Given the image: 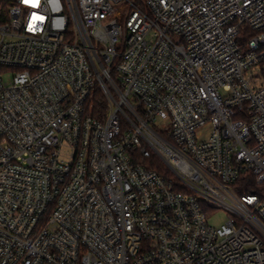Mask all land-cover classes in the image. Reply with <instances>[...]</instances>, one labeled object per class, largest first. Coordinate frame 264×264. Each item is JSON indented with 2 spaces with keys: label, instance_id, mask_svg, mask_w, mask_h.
<instances>
[{
  "label": "built area",
  "instance_id": "built-area-1",
  "mask_svg": "<svg viewBox=\"0 0 264 264\" xmlns=\"http://www.w3.org/2000/svg\"><path fill=\"white\" fill-rule=\"evenodd\" d=\"M248 181L264 0H0V264H264Z\"/></svg>",
  "mask_w": 264,
  "mask_h": 264
},
{
  "label": "trees",
  "instance_id": "trees-1",
  "mask_svg": "<svg viewBox=\"0 0 264 264\" xmlns=\"http://www.w3.org/2000/svg\"><path fill=\"white\" fill-rule=\"evenodd\" d=\"M113 79L116 80L115 74L112 73ZM108 110V99L102 89H99L96 95L93 97V101L91 106L89 107V113L95 117L103 118ZM139 161L143 163L145 166L156 169L158 172L164 174L165 176H172L173 173L170 168L161 160L157 155H152L150 157L141 158L139 157ZM264 186V185H263ZM263 188V187H262ZM258 185L248 181L246 183H242L238 190L240 194L245 193H258L262 195V189Z\"/></svg>",
  "mask_w": 264,
  "mask_h": 264
},
{
  "label": "rangeland",
  "instance_id": "rangeland-1",
  "mask_svg": "<svg viewBox=\"0 0 264 264\" xmlns=\"http://www.w3.org/2000/svg\"><path fill=\"white\" fill-rule=\"evenodd\" d=\"M247 76H249V73H247ZM9 75L5 76V79H7ZM228 217V210L224 208H219L217 211L213 212L211 216L209 217V223L214 226H220L223 224Z\"/></svg>",
  "mask_w": 264,
  "mask_h": 264
},
{
  "label": "snow or ice",
  "instance_id": "snow-or-ice-1",
  "mask_svg": "<svg viewBox=\"0 0 264 264\" xmlns=\"http://www.w3.org/2000/svg\"><path fill=\"white\" fill-rule=\"evenodd\" d=\"M25 2L27 3V2H28V0H25Z\"/></svg>",
  "mask_w": 264,
  "mask_h": 264
}]
</instances>
